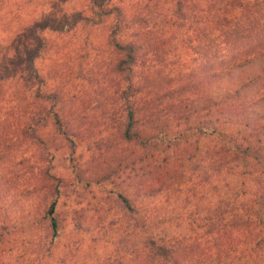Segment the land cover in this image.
Instances as JSON below:
<instances>
[{
  "label": "trees",
  "instance_id": "16d2710c",
  "mask_svg": "<svg viewBox=\"0 0 264 264\" xmlns=\"http://www.w3.org/2000/svg\"><path fill=\"white\" fill-rule=\"evenodd\" d=\"M39 22L21 26L0 59V240L18 242V264H50L61 190L110 184L135 215L192 177L209 205L185 220L209 238H173L161 230L173 215L136 217L141 264H264V0H88ZM103 23L122 55L102 73L79 66L62 83L41 66L55 49L45 32ZM77 78L97 85L87 106L76 103ZM96 95L105 108L92 107ZM48 123L67 145L68 183L51 165Z\"/></svg>",
  "mask_w": 264,
  "mask_h": 264
},
{
  "label": "rangeland",
  "instance_id": "374dc122",
  "mask_svg": "<svg viewBox=\"0 0 264 264\" xmlns=\"http://www.w3.org/2000/svg\"><path fill=\"white\" fill-rule=\"evenodd\" d=\"M122 1L126 6L130 2V0ZM86 2L88 0H2L3 6L0 11L1 61L9 54L8 40L18 34L21 26L31 21L42 23L47 19L51 23L53 20L58 22L59 18L64 15L69 16L72 12L83 10ZM107 26L103 23L97 27L76 28L74 36H58L45 32L46 40L54 41L55 49L50 50V54L41 66L47 71L50 70L51 74H55L56 80H60L62 83L64 74L72 73L79 66L83 72H86L92 69L95 64H102V73L106 69L107 63L114 62L118 56L122 55L108 45ZM182 32V30H178V40L181 39ZM179 46L180 48L177 47V50L180 56H183L185 49L182 44ZM105 61L107 62L104 63ZM96 78H99V75ZM70 80L75 83L74 92L80 96L76 99V103L83 100L78 104L89 105L88 95H91L92 90L96 91L97 85H88L87 82H81L78 78ZM67 86L68 83H64V88ZM92 98L94 101L91 102V105L97 110L108 105V102L104 101L100 95ZM43 131L48 139L50 151L54 155L51 165L54 170L60 172L59 174L66 183L70 182L72 178L66 169L68 154L66 143L62 141L61 137L55 135L51 123H48ZM81 147L84 155L82 160L86 161L89 156L84 151L87 147L86 143L82 142ZM30 160L35 162V157ZM4 166L5 163L3 166L0 163V169ZM104 168L105 166H98L94 173L99 174L100 170ZM193 182L194 177L175 186L170 192L161 193L153 203L145 207L143 212L135 215L122 208L112 192L110 184L90 182L87 187H79L74 194L69 192V187L61 190L57 204L61 233L51 248L49 263L59 264L61 259H65L68 264H141L143 251L140 250V247L144 231L143 228L135 225L134 220L137 217V220L145 221V216L155 215L156 211L158 218L173 215V219L166 222L161 228L173 238L185 236L203 242L209 238L207 232L203 228L196 227V223L191 225L185 220L188 213L195 207L196 209L207 208L209 205L208 188L203 184H198L199 182ZM11 192L9 198L15 196V191ZM35 195L33 193V199ZM155 208L157 210H154ZM31 213L30 210L26 211V215ZM163 213L166 214L163 215ZM9 243L10 245L0 240V264H18L16 256L19 244L18 242L14 243L13 240H10ZM6 249L10 250L6 252Z\"/></svg>",
  "mask_w": 264,
  "mask_h": 264
}]
</instances>
